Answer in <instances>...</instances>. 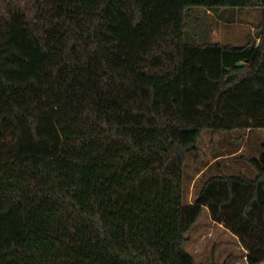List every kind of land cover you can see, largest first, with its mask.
I'll return each mask as SVG.
<instances>
[{"label": "trees", "instance_id": "16d2710c", "mask_svg": "<svg viewBox=\"0 0 264 264\" xmlns=\"http://www.w3.org/2000/svg\"><path fill=\"white\" fill-rule=\"evenodd\" d=\"M194 7L258 8L256 35L212 42ZM244 129H264V0H0V264H196L204 209L264 262V143L254 177L184 203L202 134Z\"/></svg>", "mask_w": 264, "mask_h": 264}, {"label": "rangeland", "instance_id": "374dc122", "mask_svg": "<svg viewBox=\"0 0 264 264\" xmlns=\"http://www.w3.org/2000/svg\"><path fill=\"white\" fill-rule=\"evenodd\" d=\"M193 9L196 10L191 17H198L195 22L200 28L204 26L202 18L209 22L212 42L233 46H242L248 37H255V27L261 16L258 8L218 9L211 16L199 11L203 8ZM263 143L264 129L218 133L206 130L197 143L198 151L186 156L183 170L184 203L192 205L203 184L212 176L243 174L254 177L255 172L247 161L259 157ZM185 237L184 249L196 264H247V252L239 238L222 224L214 223L207 209L201 212L197 223Z\"/></svg>", "mask_w": 264, "mask_h": 264}]
</instances>
